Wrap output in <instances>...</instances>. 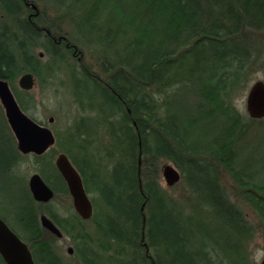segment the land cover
I'll return each instance as SVG.
<instances>
[{
    "label": "trees",
    "instance_id": "trees-1",
    "mask_svg": "<svg viewBox=\"0 0 264 264\" xmlns=\"http://www.w3.org/2000/svg\"><path fill=\"white\" fill-rule=\"evenodd\" d=\"M78 1L84 11L75 23L78 39L57 43L45 30H60L67 12L51 20L41 13L39 25L18 0H0V79L22 111L33 118L32 93L16 85L26 72L43 85L66 65L81 92L74 97L81 115L66 138L56 136L55 147L79 172L92 217H60L49 204L42 213L74 241L81 264H253L256 231L223 175L264 225V119L250 118L261 130L246 141L252 125L234 105L252 70H264L257 39L264 33V0ZM62 5L65 0H52L49 8ZM77 45L95 58L98 72L80 62ZM91 126L105 130L107 145L97 143ZM53 152L33 155L34 164L55 196L69 195ZM100 153L115 156L110 170ZM22 160L0 105V200L13 183L10 168ZM160 160L171 162L187 187L182 199L189 203L180 210L158 182ZM16 198L15 233L33 258L64 264L44 243L27 186Z\"/></svg>",
    "mask_w": 264,
    "mask_h": 264
},
{
    "label": "rangeland",
    "instance_id": "rangeland-1",
    "mask_svg": "<svg viewBox=\"0 0 264 264\" xmlns=\"http://www.w3.org/2000/svg\"><path fill=\"white\" fill-rule=\"evenodd\" d=\"M30 3L35 5L37 16L35 21L41 25V13L43 16H47L50 20L55 19L56 17L64 12H67L66 15L68 17L67 21L62 20V25H59L60 30H55L54 27H50V31L58 38V36H65L67 40L70 39V35L73 38H77V32L75 30V23L77 20H81V16L83 15L84 11H82L81 1L78 0H65V5L60 6L61 10L57 12L54 9H50L52 7V0H28ZM54 3V2H53ZM51 6V7H50ZM50 7V8H49ZM25 9V8H24ZM61 11V12H59ZM83 12V13H82ZM25 15L29 12L25 9ZM40 17V19H39ZM58 22V20H57ZM49 27V26H48ZM257 39L261 45V50L264 51V33H257ZM81 40V39H80ZM82 41V40H81ZM78 49L82 53V57H80V62L86 64L89 67V70L92 73L98 72L95 58L87 51L83 50V47L77 45ZM36 54H40V49L35 50ZM76 58L74 60L76 61ZM42 62L45 63L48 61V57L42 56ZM70 58H67V62L70 61ZM259 60H264V52L261 56L258 57ZM80 65V64H79ZM57 75V74H55ZM262 80L264 81V70L262 69H254L252 70L251 80L245 87V89L236 96L234 100L235 107L247 118L250 126L252 125L251 129L248 130L246 135V141L252 142L254 141V137L257 133L261 130L259 123L253 121L248 116L246 109H245V97L247 94V90L250 84L254 81ZM32 93L34 99V107L32 109L33 118L37 121L42 122L45 126L50 128L55 136L58 139L63 140L66 138L67 133L72 130L73 122L76 121L81 115L77 105L75 104V98L78 97L81 93L79 89L75 86L73 77L70 74L69 68L65 65L62 67L61 72L57 75V78H51L47 81V83L43 85H38L35 83L33 89L30 91ZM83 99V98H82ZM84 100V99H83ZM86 101V100H84ZM96 101V100H95ZM94 101V102H95ZM90 104L89 100L86 102ZM27 114V112H26ZM30 116L29 114H27ZM53 118V122L49 123L48 120ZM262 126H264V120L262 121ZM91 133H95L97 136V143L101 145V147L107 145V139L105 135V130L102 128H94L91 126ZM101 137H105L102 138ZM254 138V139H253ZM245 142V138L241 142V145ZM98 147L97 144H95ZM54 149V159L61 151L58 147L52 148ZM114 154V153H113ZM101 157H105L103 163V168H106L107 171L110 170L116 163V158L111 157V153H100ZM115 155V154H114ZM23 156V155H22ZM75 156V153H73ZM246 158L250 157L251 154L249 151L244 153ZM257 159V165H260V155L257 153L255 155ZM173 165L171 162L167 160H160L159 166V179L158 182L160 186L167 192V194L173 198H175L178 202L176 209L180 210L183 208L187 203L186 199H182L187 195V187L182 182H178L173 186H167L162 175V168L165 165ZM39 173L37 170L36 165L34 164V157L33 155H25L23 156V160L18 163L16 169L14 170V175L18 177L16 181V187H13L9 190L7 196L3 197L2 205H0V215H4L7 217L8 226L16 231L19 230L18 225L16 224L15 219H12V210L16 206V197L18 196V192L26 191V186L28 179L32 174ZM223 181L225 183L227 192L232 196V200L234 203L239 206L249 223H251L255 229V236L250 244V260L253 264H259L261 259L264 256V225L260 222L255 210L251 207L250 202L244 201L239 199V195L232 189V183L229 180L228 176L223 175ZM25 194V193H24ZM21 195V194H20ZM90 197V195L88 194ZM37 210L40 211L42 209L41 205H37ZM51 209L60 217H71L74 214L77 215L73 203L72 198L69 195H56L53 198V201L50 203ZM186 210L188 208H185ZM78 216V215H77ZM89 227L92 226L88 223ZM46 238L49 236L46 234ZM52 238V246H54V250L56 252L57 257L64 263V264H81L78 255L76 254V245L74 241L66 237L65 235L61 238H56L54 235ZM72 248L71 254L68 253V248ZM37 264H44L43 261H38Z\"/></svg>",
    "mask_w": 264,
    "mask_h": 264
},
{
    "label": "water",
    "instance_id": "water-1",
    "mask_svg": "<svg viewBox=\"0 0 264 264\" xmlns=\"http://www.w3.org/2000/svg\"><path fill=\"white\" fill-rule=\"evenodd\" d=\"M33 9L36 10L35 5ZM40 57L43 53L39 54ZM35 85L31 73H24L18 79V86L22 90L30 91ZM0 103L3 107L7 124L12 131L17 149L22 154L42 155L55 144L53 132L44 125L27 116L19 107L9 84L0 79ZM245 109L252 119H264V81L257 80L250 84L245 97ZM53 118L49 119L51 123ZM55 166L64 179L68 192L72 198L76 213L84 220L91 218L93 206L85 191L82 178L69 158L60 153L55 159ZM162 175L167 186H173L180 181L181 175L173 165H165ZM29 190L37 201L50 200L54 192L37 173L28 182ZM41 223L51 229L57 236L60 231L46 216H41ZM0 255L6 264H35L27 244H25L0 218ZM259 264H264V256Z\"/></svg>",
    "mask_w": 264,
    "mask_h": 264
},
{
    "label": "flooded vegetation",
    "instance_id": "flooded-vegetation-1",
    "mask_svg": "<svg viewBox=\"0 0 264 264\" xmlns=\"http://www.w3.org/2000/svg\"><path fill=\"white\" fill-rule=\"evenodd\" d=\"M18 2H19V4L20 5H22V6H24L25 7V9L29 12L28 13V15H27V18L29 19V20H32L33 18H36L38 15L37 14H35L34 13V10H33V4L32 3H30L28 0H18ZM45 30V29H44ZM46 31V34L47 35H49L50 37L52 36L51 34L52 33H50L49 32V30H45ZM55 38V36H52V38ZM67 39L64 37V36H58V38H57V43H62V42H67L66 41ZM67 47L69 46L68 45V43H66L65 44ZM16 169V167H11L10 168V170H9V172H10V174H11V177L12 178H10V181H12L13 183H11L10 182V184L8 185V188H9V190L10 189H12L13 187H16V181H17V179H18V177L16 176V175H14V170ZM10 177V176H9ZM2 200H3V198H1V200H0V205H2ZM16 200H17V198H16ZM15 200V201H16ZM37 203H39V202H37ZM40 205V204H39ZM35 208H36V211H38L37 210V205H35ZM50 209H51V207H50ZM42 210V209H41ZM40 210V211H41ZM52 210V209H51ZM41 215V214H40ZM39 215V216H40ZM43 215V214H42ZM41 215V216H42ZM78 215V214H77ZM40 216V217H41ZM49 220H51V222L55 225V227L60 231V233H61V235L60 236H57V234L56 233H54L51 229H49V228H44V226L43 225H41L40 224V228H41V236H42V238L44 239V243H50V244H52V236H53V233L57 236V238H60V237H62V236H64L65 234H64V232H63V230L60 228V226L48 215V214H46L45 215ZM59 216V215H58ZM79 216V215H78ZM1 218V217H0ZM81 218V217H80ZM2 219V218H1ZM82 219V218H81ZM4 222H5V220L4 219H2ZM83 221H88V220H84V219H82ZM43 226V227H42ZM48 235L49 236V239H48V237L46 238V236L45 235ZM66 236V235H65ZM66 237H68L69 239H71L69 236H66ZM71 241H72V239H71ZM68 253L69 254H71V252H72V248L70 247V248H68ZM39 259L41 258V257H38ZM79 258V257H78ZM37 259V258H36ZM36 259H34V261H35V263H36ZM37 262H38V259H37Z\"/></svg>",
    "mask_w": 264,
    "mask_h": 264
},
{
    "label": "bare ground",
    "instance_id": "bare-ground-1",
    "mask_svg": "<svg viewBox=\"0 0 264 264\" xmlns=\"http://www.w3.org/2000/svg\"><path fill=\"white\" fill-rule=\"evenodd\" d=\"M2 9V8H1Z\"/></svg>",
    "mask_w": 264,
    "mask_h": 264
}]
</instances>
